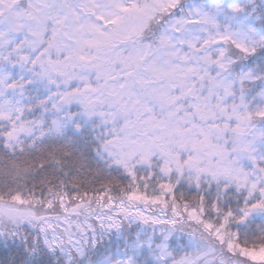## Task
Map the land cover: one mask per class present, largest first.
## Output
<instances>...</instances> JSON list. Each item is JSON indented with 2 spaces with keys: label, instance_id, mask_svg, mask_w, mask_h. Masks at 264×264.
<instances>
[{
  "label": "snow or ice",
  "instance_id": "1",
  "mask_svg": "<svg viewBox=\"0 0 264 264\" xmlns=\"http://www.w3.org/2000/svg\"><path fill=\"white\" fill-rule=\"evenodd\" d=\"M0 264H264V0H0Z\"/></svg>",
  "mask_w": 264,
  "mask_h": 264
},
{
  "label": "trees",
  "instance_id": "2",
  "mask_svg": "<svg viewBox=\"0 0 264 264\" xmlns=\"http://www.w3.org/2000/svg\"><path fill=\"white\" fill-rule=\"evenodd\" d=\"M97 187H98V185H97ZM181 191H183V189H181ZM150 211H151V209L146 210V213L145 214H148Z\"/></svg>",
  "mask_w": 264,
  "mask_h": 264
}]
</instances>
